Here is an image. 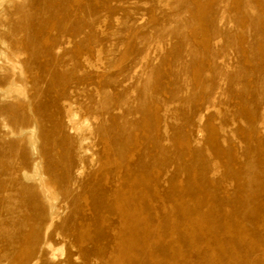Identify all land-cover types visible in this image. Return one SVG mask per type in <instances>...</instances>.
<instances>
[{
    "label": "rangeland",
    "instance_id": "rangeland-1",
    "mask_svg": "<svg viewBox=\"0 0 264 264\" xmlns=\"http://www.w3.org/2000/svg\"><path fill=\"white\" fill-rule=\"evenodd\" d=\"M0 264H264V0H0Z\"/></svg>",
    "mask_w": 264,
    "mask_h": 264
}]
</instances>
